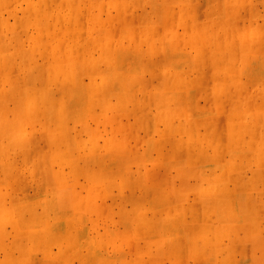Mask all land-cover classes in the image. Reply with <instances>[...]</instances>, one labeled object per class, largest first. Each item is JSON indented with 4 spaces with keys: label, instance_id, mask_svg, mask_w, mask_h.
<instances>
[{
    "label": "rangeland",
    "instance_id": "374dc122",
    "mask_svg": "<svg viewBox=\"0 0 264 264\" xmlns=\"http://www.w3.org/2000/svg\"><path fill=\"white\" fill-rule=\"evenodd\" d=\"M249 4L262 6L263 13L247 16L245 12L254 26L244 35L260 36L254 27L264 18V0H5V16L12 25L1 20L0 35L4 29H22L20 18L26 7L35 8L41 16L48 14L51 21L46 19L41 31L68 39L69 46H64V41L59 46L69 58L68 79L71 82L78 70L83 71L80 81L85 91L81 95L88 104L83 110L38 116L42 123L35 125L27 122L28 107L21 109L19 146L25 153L30 132L47 130L53 137L66 136L67 141L53 155H20L16 173L0 170V264H264V181L260 188L246 189V193L259 195L260 201H256L243 191L248 199L238 198L231 173L200 172L203 184L191 193V198L198 201L173 202L178 189L161 175L150 179L149 172L162 153L153 144L172 134L171 108L181 98L180 93H166L164 105L171 108L159 107L152 118L128 116L132 104L125 76V53L131 41H136L137 51L153 44L161 46L166 54L176 52L177 58L181 51H187L181 61L189 63L190 51L215 54L222 46L205 44L204 39L203 44L190 48L182 40L180 48L173 51L174 35L192 33L214 40L222 35L210 24L186 27L190 18L207 16L218 22L233 15L229 10L236 6L247 10ZM31 33L36 35V30ZM229 34L235 41L236 36ZM154 39L159 42L152 43ZM254 41L246 44L250 54L258 53V41ZM57 46L54 43L51 49L48 45L46 57L43 55L44 62L53 63L54 71L51 58L57 55ZM233 46L230 42V49ZM100 50L109 56L95 88L111 86L114 90L111 94L107 91L95 105L89 72L98 65V60L91 57H97L95 53ZM115 52L118 59L110 63V55L113 58ZM36 56L40 58L41 51ZM203 59L197 61L202 64ZM12 61L10 56L6 62ZM206 69L202 67L193 84L204 82ZM48 71L49 66L42 74ZM165 72L172 73V66L166 65ZM180 77L181 82L188 83L187 76ZM235 78L230 74L226 83L233 84ZM170 81L172 84L171 77ZM215 89L206 95L220 99L222 94ZM73 95L77 97V91ZM60 120L65 121L58 123ZM9 130L12 134V125ZM15 132L19 133L16 126ZM126 136L129 139L125 140ZM126 145H131L132 155H125L131 154L125 150ZM17 146L11 139L5 147ZM12 157L2 155L0 150V164ZM125 200L129 203H121ZM248 245L259 246V250H245Z\"/></svg>",
    "mask_w": 264,
    "mask_h": 264
},
{
    "label": "crops",
    "instance_id": "0c3cea01",
    "mask_svg": "<svg viewBox=\"0 0 264 264\" xmlns=\"http://www.w3.org/2000/svg\"><path fill=\"white\" fill-rule=\"evenodd\" d=\"M262 5L264 7V4ZM259 8L257 4H249L247 10L236 6L235 9L229 10L233 15L228 14L218 22L207 19V16L199 20L190 18L186 22V27L198 28L210 24L209 27L220 29L222 35L219 40L217 36L214 40L208 35L195 36L191 35L192 33L183 37L174 35L176 43L173 45V51L177 47L180 48L178 45H181L182 40L190 45V48L195 44H203L204 39L205 44L220 43L222 46L220 52L215 54L211 51L203 54L200 49L190 51L189 63L182 64L181 61L182 55L187 51H181L179 58L176 52L174 55L166 54L161 50V46L157 48L154 44L151 47H141V51H137L136 41H131L130 50L125 53L127 60L125 76L128 83L126 90L132 104L128 116L147 115L148 118H152L158 114L159 107L171 108L164 105L166 93L171 91L180 93L181 98L175 100L171 108L174 113L172 134L153 144L162 153L153 161L155 165L149 172L153 175L149 177L150 179H157L161 175L168 185L178 189L173 196L175 203L198 201L191 198V193L203 184L200 172L213 171L231 173V180L237 186L238 198H247L245 196L247 195L260 201L258 194L246 193V189L260 188L261 182L264 181L261 180L264 177V18L258 20L254 27L261 32L260 36L244 35L246 29L254 26L250 19H246L245 12H248L247 16H258L263 13L262 6ZM0 11L2 12L0 27L1 20L4 24L8 21L12 25L5 16V0L0 3ZM37 13L35 8H24L22 17L20 16L22 29L17 32L4 29L0 35V150L2 155L13 156L11 159L2 160L0 164L2 171L12 170L16 173L20 166V155L37 156L39 153L53 155L56 151L62 150L67 141L66 136L53 137L47 130L40 134L30 132L27 137L29 147L25 153L19 146L21 125L19 119L22 108L28 107L27 122L35 125L42 123L37 120L38 116L46 117L57 112L83 110L88 104L81 95L85 91V84L80 81L83 71L78 70L77 78L71 82L68 79L69 58L65 55L64 47H59L63 41L64 46L66 43L69 46L68 39L42 33L41 29L45 27L46 19L51 21V18L48 14L41 16ZM33 30H36V35L31 33ZM229 32L236 36L235 41H231ZM250 40L253 43L254 40L258 41L256 43L258 53L250 54L246 50V44ZM154 42L159 41L154 39L152 43ZM230 42L235 45L231 49ZM54 43L58 44L55 47L57 55L51 59L54 60L56 71L53 63L44 62L43 58V55L45 57L47 55L45 49L48 45L51 49L54 48ZM79 43L80 40L77 41V45ZM162 43L164 42L161 41L160 44ZM40 51L41 57L37 58L36 54ZM95 54L97 57L93 54L91 59L98 60V65L93 66V71L89 72V75L93 76L92 99L97 105V99L101 100L107 91L111 94L114 89L111 86L104 89L95 88L97 78L106 71L105 57L108 52L100 50ZM114 54L113 58L110 55V63L118 59V54L116 52ZM170 55L173 57H168ZM10 56L13 61L6 62ZM198 58L204 62L201 61L200 64ZM77 62L79 64V57ZM166 65L172 66V73L165 72ZM48 66L50 71L42 74ZM32 67L33 70L30 69ZM202 67L207 68L204 82L193 84L200 76ZM230 74L236 76L233 84L226 83ZM180 75L187 76L188 83L181 82ZM170 77L173 79L172 84ZM218 80L221 82L214 83ZM213 88L221 92L220 99L215 95H206ZM74 91H77V97L73 95ZM64 121L60 120L58 123ZM160 122L164 124V121ZM10 125L13 126L12 134L9 130ZM15 126L18 134L15 132ZM11 139L14 146L15 144L18 146L13 149L6 148V143ZM124 139L127 140L129 137L126 136ZM130 146H125V150L131 153H125L126 156L133 154ZM149 153L151 152H147L146 155H151ZM169 173H172L170 177ZM242 191L245 195L241 194ZM121 203L127 204L129 201ZM248 246L245 250H259V246Z\"/></svg>",
    "mask_w": 264,
    "mask_h": 264
},
{
    "label": "bare ground",
    "instance_id": "6f19581e",
    "mask_svg": "<svg viewBox=\"0 0 264 264\" xmlns=\"http://www.w3.org/2000/svg\"><path fill=\"white\" fill-rule=\"evenodd\" d=\"M151 176H153V175H151ZM151 176H150V177H151Z\"/></svg>",
    "mask_w": 264,
    "mask_h": 264
}]
</instances>
